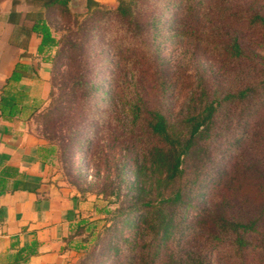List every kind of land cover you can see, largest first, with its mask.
Listing matches in <instances>:
<instances>
[{
  "label": "rangeland",
  "instance_id": "rangeland-1",
  "mask_svg": "<svg viewBox=\"0 0 264 264\" xmlns=\"http://www.w3.org/2000/svg\"><path fill=\"white\" fill-rule=\"evenodd\" d=\"M106 4L89 12L75 8L53 25L62 41L53 58L52 90L31 118L33 132L57 144L55 175L79 195L80 219L90 220L75 232L77 247L70 249L69 264H150L151 258L152 264H165L177 246L184 251L208 246L213 217L223 210L248 223L245 246L234 253L226 238L208 251L211 263L262 264L264 253L254 245H264V85L253 94L226 98L229 91L251 85L255 69L248 62L237 70L225 40L233 43L237 36L247 53L264 57V19L251 20L258 10L264 15V0ZM215 9L221 20L227 19L220 25L210 21ZM222 66L227 75L220 82L216 75ZM160 71L168 77L174 72V82L162 87L156 77ZM200 83L219 102L210 124L194 138L199 149L170 185L176 183L188 203L166 201L161 213L136 206L141 197L135 167L149 165L151 151L165 145L150 133V111L161 102L163 112L180 119ZM133 101L142 108L136 126L128 111ZM243 148L248 153L237 163ZM159 189L154 182L152 199L147 194L144 200L155 204ZM146 210L151 220L160 217L153 228L143 216ZM168 210L181 222L171 234H158V222ZM158 243L160 254L153 255Z\"/></svg>",
  "mask_w": 264,
  "mask_h": 264
},
{
  "label": "crops",
  "instance_id": "crops-1",
  "mask_svg": "<svg viewBox=\"0 0 264 264\" xmlns=\"http://www.w3.org/2000/svg\"><path fill=\"white\" fill-rule=\"evenodd\" d=\"M88 2L0 0V264H69L79 195L55 175L58 162L31 118L52 90L53 60L38 50L39 28L50 26L57 39L53 25L63 22L65 5L87 9Z\"/></svg>",
  "mask_w": 264,
  "mask_h": 264
},
{
  "label": "trees",
  "instance_id": "trees-1",
  "mask_svg": "<svg viewBox=\"0 0 264 264\" xmlns=\"http://www.w3.org/2000/svg\"><path fill=\"white\" fill-rule=\"evenodd\" d=\"M100 5L108 4L101 3L96 0H89L87 12L95 9ZM72 11L74 12V10L65 5V9L63 10V18H65V16ZM211 14H213V16H211L210 21H214L217 25H220L221 23H224L225 20H227H221V17H223V15H217L216 9L213 10ZM259 19H264V15H262L260 10L254 13V16L251 20L253 21ZM39 29L42 33V39L39 44L38 50L39 52L49 51V59L53 60L54 55L57 57L60 53L62 35L57 39L54 38L52 36L50 26L47 25H42ZM232 39L233 43H231V41L229 42L228 40H225V43L228 47L227 51L230 54L229 57L235 58V67L239 71L243 68V64L248 65V62H250L248 66H251V68L255 69V80L251 85H241L238 89L229 91L226 95V98L228 99L238 97L240 96V94H248L250 93V91H252L253 94L254 92L258 91L261 85H264V57L260 56V54L257 52H254L253 54L247 53V47H245L244 43L237 36H234ZM157 74L158 75H156V77L158 83L162 87H166L174 82V72L171 75L169 74V77L167 75L163 76V71H160V73ZM224 74L227 75V71L226 69L224 70L222 66L220 67L216 75L220 82H222V80H225L222 78V75L224 76ZM209 90L210 87H206L200 83V85H198L197 92H195L190 99L188 111L180 119L174 118L173 116L170 117L169 114L167 115L165 112H163L161 102L158 106L154 107L152 111H150V133H153L163 139L165 145L160 147L156 146L153 151H151L149 165L137 163L135 167V174L138 180L136 190L137 194H139L138 197H141L136 201V206H151V208L149 209L150 211H152L153 209H158L157 212L161 213L164 209L162 203L166 201L188 203V200L181 192L182 190H180L179 186H177L178 188L175 187L174 185L176 183L171 187L170 185L175 180L178 181L181 178L183 173V163L188 159L190 155H193L199 149L198 147H194L193 145L196 142L194 141V138L198 137L199 134H201L202 129H204L206 125L210 124L211 122L210 120L216 109L215 103L219 102V99L217 98L218 95L211 96ZM128 111L131 117V122L134 126H136V124L142 117L141 106L137 101H133L132 103H129ZM178 126L183 127L180 128V130L176 131V129H178ZM48 149L52 161L58 162L59 149L57 147V144L50 142ZM246 149H241L242 151H240L238 155L239 158L237 160V163L244 161L246 154L248 153V150ZM257 162L258 161L253 162V165L251 166L254 167ZM74 164L75 161H73L72 159V167L76 166V164ZM154 182H157V186L160 188L157 194L158 196H161V198L155 204H151L150 201H145L144 198L147 194H149L148 196L150 197V199H152L151 197L153 196L151 194L154 189ZM161 182L162 184L160 185ZM148 185L150 186L149 188ZM168 188H170L169 191L165 192ZM170 210L167 211L169 213L168 215H165L163 219L159 220L156 229L158 234H171L175 226H178L180 224L181 219H177L176 214L170 212ZM103 211L109 212V209H103ZM150 211L146 210L143 215L144 217H146V221L151 220V218H148ZM122 212H120V214H122ZM158 219H160V217L157 215L151 221H148L149 226L153 228L154 224L156 223L154 221ZM89 221L90 220H88L87 218H79V220L71 229V233L67 238L66 249L75 248L76 245L73 244L75 240V232L77 230L79 232L81 227L85 224L89 226ZM212 221L213 222L211 228L213 229V231H211V239L208 246L201 249H191L187 247L185 251L180 246H177L176 250L168 254L169 258L166 259L165 264H212L211 260L208 258V251L211 247H213V245L217 246L221 244L226 238L231 239L234 247V253L235 251L242 252L244 250L243 248L245 244L242 241L245 239V232L247 231V227H249L248 223L237 220L232 215H227V213H224V210L218 216L213 217ZM255 221L256 219L251 222L256 223ZM146 228L147 226L145 225L143 227V231L146 230ZM160 247V243H158L152 254L159 255ZM254 248H256L258 252L264 253L263 244H256L254 245ZM153 262L154 258H151L150 264H152ZM241 264L249 263L247 261H241ZM262 264H264V262Z\"/></svg>",
  "mask_w": 264,
  "mask_h": 264
}]
</instances>
